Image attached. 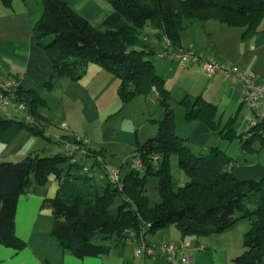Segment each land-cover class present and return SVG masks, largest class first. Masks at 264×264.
Wrapping results in <instances>:
<instances>
[{
    "label": "trees",
    "instance_id": "16d2710c",
    "mask_svg": "<svg viewBox=\"0 0 264 264\" xmlns=\"http://www.w3.org/2000/svg\"><path fill=\"white\" fill-rule=\"evenodd\" d=\"M0 1L5 6L12 2ZM105 1L112 10L98 26H93L64 0H40L42 12L34 26L37 45L50 59L53 77L57 79L77 81L88 64L93 63L118 79L117 93L124 103L156 93L162 109V116L151 120L156 133L135 148L142 169L128 168L120 184L100 179L105 184L97 187L93 181L99 180L98 173H104L107 165L98 162L96 154L84 156L89 163L78 159L71 162L64 153H29L17 162L1 161L0 245L15 250L24 247V241L15 232L18 197L31 180L42 186L53 176L58 181L57 192L46 200L54 218L51 236L61 249L76 258L100 257L111 244L151 245L149 236L169 225L178 230L183 240L223 233L247 220L243 251L232 263L264 264V177L238 179L232 173L233 159L224 150L212 146L195 154L188 139L176 134L171 95L152 62L162 45L156 49L149 47L146 36H141L146 26L154 24L157 39L164 37L172 48H182L180 35L187 21H217L239 28L243 42L264 30V0ZM45 86L51 87V78ZM9 96L15 106H23L27 116L19 120L0 116V132L16 124L31 134L43 136L45 129L39 110L46 104L40 93L16 87ZM178 104L184 108L186 120L204 122L222 140L236 137L232 129L234 117L221 127L214 120L216 106L201 96L193 100L183 97ZM243 135L237 137L244 152H254L255 143L264 147L260 127L247 139ZM172 156L177 157L178 166L187 177L179 187H175L171 174ZM85 166L88 173L83 172ZM148 176L155 177L159 195V201L153 205L146 195ZM117 197L120 203L112 214L109 208ZM96 236L101 243L92 242Z\"/></svg>",
    "mask_w": 264,
    "mask_h": 264
},
{
    "label": "crops",
    "instance_id": "0c3cea01",
    "mask_svg": "<svg viewBox=\"0 0 264 264\" xmlns=\"http://www.w3.org/2000/svg\"><path fill=\"white\" fill-rule=\"evenodd\" d=\"M64 1L89 23L97 21L99 24L112 10L105 0ZM41 12L42 5L37 0H12L10 6H5L0 1L1 73L15 84V88L35 89L40 93L46 106L40 108L39 113L46 129L50 127L59 129L66 126L69 131L62 134L71 132L87 136L89 147L101 152L105 160L107 159L106 146L102 144L118 142L117 144L121 146L130 147V149L133 147L134 151L138 143L144 142L156 133V126L151 120L162 116L158 100L157 117L154 116V112V114L147 112L145 97H136L130 102H122L117 93L118 79L93 63L88 64L84 75L77 81L53 77L51 61L38 47L37 32L34 29ZM240 34L239 28L208 21L205 26L192 25L182 31L180 46L211 57L221 64L236 65L245 73H264V30L243 42L240 40ZM161 45L157 43L155 49ZM152 62L156 73L163 78L165 88L170 92V105L174 115V106L182 107L178 101L183 97L193 100L201 96L215 106H217L216 102L226 99L228 103L236 104L238 109L240 108L241 86L238 83H231L223 73L206 79L197 64L179 68L174 66V62L166 60L163 62V60L155 59ZM50 78L51 87L47 89L45 85ZM137 98L142 99L143 103L137 102ZM132 103L141 104L137 118L131 119L126 126L118 122L116 124L114 120L120 112L126 108L129 109L131 106L129 104ZM66 106H69L76 114H73L75 119L70 117ZM57 107L62 109V118L56 116ZM15 109L25 114L17 118L18 120L26 118L27 113L24 109ZM0 116L16 119V116L8 114L6 107L1 103ZM182 119L183 122L185 121L183 129L185 128L186 133H177L183 125L180 122L176 123V118L175 132L188 139L191 150L194 146L197 150L199 149V153H203L202 150L206 152L210 147L218 146L209 145L211 139L219 137L213 134L204 122L188 121L184 116ZM12 128L19 130L18 132H24V129L14 124L6 132L0 133L11 132ZM94 135L96 137H93ZM0 141L7 144L6 140L0 139ZM55 151L54 148L50 154H56ZM107 161L110 164L109 160ZM113 167L122 169V166ZM127 171L128 169L123 174ZM232 173L241 180L264 177V163H259L257 160L252 163L247 160L242 164L234 163ZM57 188L58 183L54 177H50L42 186L35 185L31 180L30 186L18 197L15 232L24 241V247L15 250L0 245V264H169L161 257L135 259L132 245L126 243L111 244L107 253L96 258H76L69 251L61 249L51 236L54 218L51 207L46 203L47 199L56 195ZM232 228L219 234H225ZM156 234L152 235L155 242L180 243L175 240V237L172 240H162L164 238L160 237L161 233ZM178 236L182 241L180 244L183 243L182 245L186 247L190 255L186 262L180 261L179 264H201L200 258L193 257L190 251L206 249L207 246L200 242V238L203 237L190 236L182 240L180 235Z\"/></svg>",
    "mask_w": 264,
    "mask_h": 264
},
{
    "label": "rangeland",
    "instance_id": "374dc122",
    "mask_svg": "<svg viewBox=\"0 0 264 264\" xmlns=\"http://www.w3.org/2000/svg\"><path fill=\"white\" fill-rule=\"evenodd\" d=\"M37 1H40V0H37ZM186 23L187 24L185 25V28L182 31H184L185 29L189 28V26H192V25L205 26L206 22H202L198 20H191V21H187ZM91 24L93 26H98L97 21ZM157 32H158V29L156 28L154 24L148 25L146 26V28L143 29V33L141 34V36L142 37L146 36L147 38L146 44H148L149 47L150 46L155 47L157 43L158 45L160 44H162V46L164 45L165 43L164 37H162L161 39H157L156 37ZM155 59H159V58L156 56H153L152 60H155ZM159 60L162 61V59H159ZM175 64L174 66L177 67L178 65L177 64L175 65ZM205 78L209 79L206 75H205ZM136 101L139 103H141L140 101H142L143 103V100L140 98L139 99L137 98ZM145 102H146V108L148 110L146 111L149 112V114L155 113L154 116L157 117V111L159 107H157L156 93L152 92L147 97H145ZM13 105L14 104H8L6 106V109L9 115L16 116V119L20 118L21 116H25V114L21 110L17 111L15 109V108L19 109L17 106L15 105L13 106ZM129 105H131L130 108L129 109L126 108V110H122L120 114L117 116L116 120H114L116 124L118 122V124L122 126H126V125H129L131 119L137 118V115L140 112L139 106L141 104L132 103ZM216 105L218 107L216 106V115H215L214 120L216 121V123H219L221 127H223L230 118L234 117L232 129L236 137L230 141H226V140H222L217 137H214L213 138L214 140L211 139L209 145H218L219 148L224 150L225 153L233 159V161H231V163L233 164L234 163L242 164L245 162V160L250 161V163L256 160L259 163H264V147H260L258 143H255L254 144L255 151L251 153H246L242 150L241 143L237 137L238 135H241V134H248L250 136L252 132V130L248 131L249 118L247 117L245 108L240 106V108L238 109V105L230 104L227 102L226 99L216 102ZM47 109H48V106H47ZM56 109L58 111L57 112L58 114H56V116L58 118H62L61 107H57ZM174 109H175L176 123L180 122L182 123L181 125H183V126L180 125L182 128H180L179 131L177 130V133L185 134L186 133L185 128L183 129V127L185 126V124L183 123L185 121L183 122V119H182L184 116V110L180 106H174ZM141 110H142V107H141ZM66 111L68 112L70 117H73V114H75L72 112V109H70L69 106H66ZM73 119L75 118L73 117ZM40 123L45 129L43 136L31 134L27 130H24L22 134L21 132H18L19 130H16L15 128H12L11 132L0 133V139L7 141V144L2 143V141H0V162L1 161H12V160H13L12 162L20 161L29 152L31 154L38 153L40 156H47V155H50V152H53L54 148L56 151H59V149L61 151V149H63L64 143L66 142L70 145H75V147H77L78 150H75V152L73 153V156L77 157L76 159L81 160V161L85 160L84 161L85 163H89L90 160L85 159L86 157L84 158V156H87V155L94 156V154H96L95 155L96 160L101 163H106L107 167L115 168L113 166H122L121 174H123L126 171V169L131 167V162L133 161V159L139 158L136 154V150L134 149L133 151V147L132 149H130V147L121 146L120 144H117L118 142H114V143H109L108 145L102 144L106 146L105 149H106L107 159L105 160L101 152L97 150H93L89 147V144H88L89 140L87 136L77 134V133H71V132H69V134H62L64 132L69 131L66 126L59 127V129L53 128V127H50V129H46L45 124L43 123L42 120H40ZM147 127L152 128L149 125H147ZM53 135L58 136L57 141L53 140ZM80 137H83V139H85V143L82 140H79ZM93 137H96V135H94ZM192 151L195 154L199 153V149L197 150V148H195L194 146H192ZM202 151L205 152L204 150ZM80 152H83V154L80 155L79 154ZM65 156L67 155L65 154ZM73 156H69L70 160L72 159ZM107 160H109V163L112 164L113 166L108 164ZM170 169H171V174L174 179L175 187L182 186L186 182L187 177L184 174V172L179 168L178 160L176 156H172L170 158ZM93 174L95 176L96 169L93 171ZM258 178H262V177H258ZM82 179H85V178L82 177ZM93 183H95L97 187H102L104 186L105 181L103 180L100 181L99 179V180H94ZM155 184H156L155 177L148 176L145 187H146V195L151 205L159 201V195L155 188ZM119 203H120L119 197L115 198L113 204L109 208L110 213L113 214L115 212V209ZM248 228H249V223L247 220L239 221L233 226L232 230L226 232L225 234H211L207 238L206 237L200 238V242L207 246L206 249L204 250L200 248L201 251L197 249L191 250L190 253L193 255V257L195 256L199 257L200 258L199 261L201 262V264H233L232 260L235 257L239 256L243 251V236H244V233L248 230ZM158 232L161 233L160 237L164 238L162 240H172L175 237L176 241L180 243L182 242L179 239L178 230L173 225H169L159 230ZM156 233L155 235H157ZM149 241L151 244L162 243L160 241L155 242L152 239V235L149 236ZM92 242L101 243V240L98 238V236H96L93 238ZM172 243H176V242H172ZM131 245L133 248V244Z\"/></svg>",
    "mask_w": 264,
    "mask_h": 264
},
{
    "label": "built area",
    "instance_id": "2783aa9c",
    "mask_svg": "<svg viewBox=\"0 0 264 264\" xmlns=\"http://www.w3.org/2000/svg\"><path fill=\"white\" fill-rule=\"evenodd\" d=\"M157 57L168 62H174L179 68L197 64L208 78H213L219 73H223L231 83H238L241 86L240 105L245 108L247 117L249 118V128L253 129L251 135L254 133V129L258 127L264 133V73H245L236 65L221 64L215 59L191 49L172 48L168 43H164L161 50L157 53ZM14 88L15 84L0 71V103L3 106L6 107L8 104L13 103L9 94ZM17 107L19 109L23 108L22 105H18ZM248 137V134L243 135V139H247ZM57 139L58 136L53 135V140L57 141ZM79 140L85 143L83 137H80ZM75 150H78L75 145H70L66 142L63 149L61 151L59 149L56 152L61 154L63 152L67 156H73ZM79 154L81 155L83 152ZM76 158V156H73L71 162H75ZM130 168L141 170L140 159H133ZM83 172H89L87 166L83 168ZM98 178H105L112 183L120 184L122 174L120 169L106 167L104 173H98ZM133 255L135 259L161 257L169 264H179L180 261L186 262L190 257L185 246L172 242L151 245H146L143 242L135 243L133 244Z\"/></svg>",
    "mask_w": 264,
    "mask_h": 264
}]
</instances>
